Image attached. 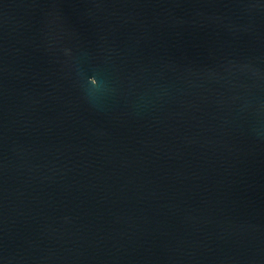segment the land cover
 Listing matches in <instances>:
<instances>
[{
	"label": "water",
	"instance_id": "1",
	"mask_svg": "<svg viewBox=\"0 0 264 264\" xmlns=\"http://www.w3.org/2000/svg\"><path fill=\"white\" fill-rule=\"evenodd\" d=\"M0 264H264V0H0Z\"/></svg>",
	"mask_w": 264,
	"mask_h": 264
}]
</instances>
